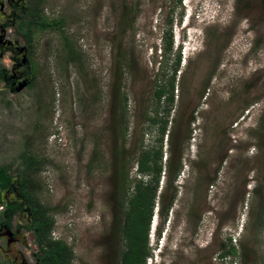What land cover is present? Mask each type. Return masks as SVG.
I'll list each match as a JSON object with an SVG mask.
<instances>
[{"label": "rangeland", "instance_id": "374dc122", "mask_svg": "<svg viewBox=\"0 0 264 264\" xmlns=\"http://www.w3.org/2000/svg\"><path fill=\"white\" fill-rule=\"evenodd\" d=\"M31 11L46 24L27 42ZM1 67L0 264L38 261L28 210L5 209L23 154L70 264H118L114 198L128 209L150 179L146 150L162 171L145 264H264V0H0Z\"/></svg>", "mask_w": 264, "mask_h": 264}, {"label": "trees", "instance_id": "16d2710c", "mask_svg": "<svg viewBox=\"0 0 264 264\" xmlns=\"http://www.w3.org/2000/svg\"><path fill=\"white\" fill-rule=\"evenodd\" d=\"M31 16L25 23H20V27L23 28L24 37L27 42L30 41V30L35 25L41 24L44 26L46 23L39 20L35 11L30 12ZM171 43L170 35L166 41V48H169ZM64 49L66 53V62L71 63L78 71H80L77 51L72 47V44L65 40ZM179 63V57L176 59L175 64ZM4 75V70L0 68V77ZM174 75V70H173ZM115 86L119 84H114ZM170 89H173L174 83L172 80L168 82ZM162 88L155 90V95L160 98L162 95ZM170 98V97H169ZM170 100V99H169ZM22 159L24 167L22 174L17 183L18 195L21 202H11L5 205L6 213L15 211L22 208V205L26 207L29 212L31 224L30 227L34 230L35 243L38 248V261L37 264H70L73 258V253L70 247L60 239L51 237L50 233L53 226V219L48 214L50 207H47L37 197L36 191L40 189L38 181L34 178V173L38 169L39 161L29 154H23ZM162 159V154L159 150L143 151L141 157L137 160L138 172H151L152 175L145 185L140 181L135 184V193L129 199V208L121 210L122 202L118 195L115 196L116 213L114 217V225H117L114 235L120 233L126 239V242L122 250L116 252V260L118 264H145L148 252V230L152 219L155 189H157L159 178L161 175L162 167L159 160ZM9 165H0V191L9 187L12 182L11 174L9 173ZM172 172V169L170 168ZM178 176V172H175L173 179ZM116 177L115 183L119 180ZM153 182L151 185L150 183ZM116 186L114 185V188ZM121 204V206H120ZM168 208V207H167ZM166 209L164 211H167ZM121 215V216H120ZM6 218L0 219L2 222H7ZM114 231V230H113ZM228 253L225 251L224 254Z\"/></svg>", "mask_w": 264, "mask_h": 264}, {"label": "bare ground", "instance_id": "6f19581e", "mask_svg": "<svg viewBox=\"0 0 264 264\" xmlns=\"http://www.w3.org/2000/svg\"><path fill=\"white\" fill-rule=\"evenodd\" d=\"M189 47V46H188ZM189 51V50H188ZM154 222V221H153ZM154 224H155V222H154ZM153 227V226H152Z\"/></svg>", "mask_w": 264, "mask_h": 264}, {"label": "flooded vegetation", "instance_id": "af4514ba", "mask_svg": "<svg viewBox=\"0 0 264 264\" xmlns=\"http://www.w3.org/2000/svg\"><path fill=\"white\" fill-rule=\"evenodd\" d=\"M1 225V224H0Z\"/></svg>", "mask_w": 264, "mask_h": 264}]
</instances>
